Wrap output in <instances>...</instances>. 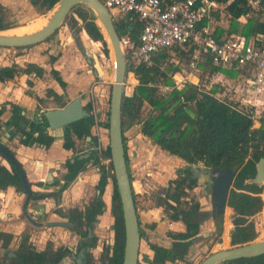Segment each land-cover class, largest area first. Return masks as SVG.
Returning a JSON list of instances; mask_svg holds the SVG:
<instances>
[{"label": "trees", "instance_id": "16d2710c", "mask_svg": "<svg viewBox=\"0 0 264 264\" xmlns=\"http://www.w3.org/2000/svg\"><path fill=\"white\" fill-rule=\"evenodd\" d=\"M56 2L57 0H28L29 5L38 15L50 11ZM257 2V6L251 8L247 5V0H221V3L225 4L224 11L228 25L225 30L215 28L213 31L215 37L223 33L240 35L244 38L264 34V0H257ZM4 14L5 8L0 5V31L14 28L5 24ZM127 17L124 15L113 23L114 31L118 38L127 35L135 41L140 25L137 22L126 21ZM214 17L217 19L216 15ZM240 17H244L245 22L238 25L237 20ZM63 24L73 35V41H77L76 36L79 37L81 33H84L91 41L92 47L98 45L102 55L107 56L106 40L104 41L95 18L85 7L73 6ZM189 54L190 52L180 51L178 47H175L153 56L150 65L133 62L128 57L124 58L125 76L130 73L137 82L131 94H122L120 101L121 138L129 182L131 185L125 154V138L123 137V129L129 126H137L139 135L148 139L160 151L179 159L186 166L200 165L208 170H233L234 176L226 199V205L231 212L230 217L232 216L230 218L232 231L228 236V245L229 247L241 246L256 239L257 232L251 218L258 214L263 206L262 189L253 185H244L243 182L253 177L255 163L264 157V117L257 119L254 124L247 112L237 109V104L219 98L217 87L213 85L198 88L184 83L173 87L171 76L176 72L184 73V71H180L177 65L170 63V57L172 55L180 60L184 59L187 66ZM53 60L52 58L50 61ZM200 67L206 68L209 74L223 73L219 67H213L207 62ZM18 74H33L40 78L43 71L32 64H25L23 68L15 65L3 67L0 68V83L9 81ZM50 74L58 87L63 89L65 85L57 77V73L50 71ZM157 85L168 86L170 89L166 94L161 95L157 92ZM107 116L108 113L102 124L105 129H107ZM92 125L91 115L68 125L64 131L62 148L64 150L73 149V137L76 140L89 137L95 146V139L89 134ZM52 140L45 132H39L35 143L47 148ZM100 156L102 161H106L105 165H99L95 151L91 152L86 159L75 155L71 158V162H65L64 184L61 189L63 190L68 183L73 181L77 174L83 171V165L91 160L92 166L98 167L99 178L95 186L97 195L84 207L83 211L71 209L65 214L59 211H55V214L67 219L69 224L76 225L75 231H79L78 236L81 239H87V230L91 229L95 223V217L102 213L103 203L100 197L109 180L111 185L110 217L113 220L110 229L113 232V245L111 248L108 246L103 248L102 258L103 264H121L124 242L123 222L111 173L107 144L100 151ZM0 158L3 159L1 156ZM194 186L195 181L186 174L169 181L167 187L159 192L149 196L143 195L145 201L151 202V207L162 208L163 212L168 214V220L179 221L184 227L183 233L168 232L166 234L171 240L168 248L147 243L148 249L152 252L150 264L184 263L187 250L197 234L199 222L206 217L204 212L198 210L195 201L183 200L185 195L183 189H192ZM7 187L14 188L17 193H22L23 190L13 168L10 167L7 170L0 166V191ZM32 194L36 195V193ZM131 194L134 208H137V196L132 193V190ZM214 224L216 236L219 237L221 215L215 216ZM153 227V224L148 226L149 229ZM261 234L262 231L260 236ZM139 237L142 238L140 231ZM224 237L226 239L225 235ZM28 238L27 235H23L17 247L12 251L13 256L0 260V264H58L69 255L66 248L57 247L53 250L51 244H47L43 251L36 252L28 242ZM0 240L3 246H6L11 237L0 233ZM94 245L95 239L90 237L88 242L80 241L77 250L82 247L91 249ZM90 262V255L86 254L85 264H91ZM223 264H264V254Z\"/></svg>", "mask_w": 264, "mask_h": 264}, {"label": "rangeland", "instance_id": "374dc122", "mask_svg": "<svg viewBox=\"0 0 264 264\" xmlns=\"http://www.w3.org/2000/svg\"><path fill=\"white\" fill-rule=\"evenodd\" d=\"M0 5L5 8V24L9 27H14L12 29H24L28 28L29 26L33 25L39 20L44 19L50 13V11L38 15L34 12L32 8L29 7L28 0H0ZM84 7V6H83ZM117 20V19H116ZM221 23L224 24L223 19H220ZM113 23H116L114 20ZM11 30V29H10ZM85 42V40H84ZM106 43V48L108 49V44ZM96 54L99 56L100 66L102 67L103 74L96 79L97 84H92L89 81L88 72L89 68L86 66L84 59L82 58L80 52L78 51L74 42L70 38L68 33L67 27L61 24V26L49 37L47 42H42L40 44L29 46L25 48H17V49H6L0 51V66L2 65H9L12 61V57H19V61L24 60L25 63H34L36 65H44L45 69L48 68L47 64L50 62L52 58L55 57L54 65L56 69L62 74L64 72L68 78L66 81L68 85L71 87H75L74 90L79 89V91H83V87L87 86L83 92H81L78 96L80 99H84V93L88 94L91 90H95L100 97L98 99L97 104L100 105L101 103V113L102 119L105 121V116L108 111V99H109V91H110V84L113 78V63L110 60V52L108 49L107 56L104 57L101 52V48L96 45L93 47ZM170 63L173 65H177L180 71L186 72V62L184 59H178L171 55ZM51 67V65H50ZM183 73V72H182ZM182 73L176 72L172 75L178 77ZM65 74H62L65 75ZM79 77V80L76 78ZM134 79L133 75L125 76L123 81V93L124 95H130L132 92L133 87L137 84L136 80L134 79L133 84L129 83V78ZM129 79V80H128ZM200 79V87H205L207 85L206 80V72L202 71L199 74ZM88 80V83H87ZM232 80V79H231ZM48 78L42 80L41 84L43 88L47 85ZM235 81V80H234ZM28 82V81H27ZM230 82V81H229ZM232 84H235V82ZM32 88L37 89L39 92L38 84H34L31 82ZM223 86V84H222ZM234 87V86H233ZM96 88V89H94ZM224 88V87H223ZM235 88V87H234ZM227 96L222 95L221 93H217L222 99H226L229 101L231 99L235 100V96H233L232 90L226 86ZM246 88L238 90L239 94L237 96V103L241 102L239 95H241ZM73 92V91H72ZM41 93V92H39ZM221 94V95H220ZM86 101V100H85ZM230 102H232L230 100ZM241 105V104H240ZM45 107L52 106L50 102L45 101ZM239 104H237V107ZM123 137L125 138V150L129 168V174L131 176V188L133 193L137 196V207H138V218L141 225L155 222L156 227L154 230V234L157 237H163L165 232L168 230L167 224L164 222L166 221L162 217V213L160 210L151 209V212H146V208H149L152 204L150 201H145L143 199V195L147 196L152 193L159 192L162 188H164L167 183L174 178L176 171L183 166L180 162H177L173 156L167 155L165 152L160 151L157 147L153 146L152 143L143 138L141 135L138 134L137 126H129L123 129ZM80 143V147H82ZM107 140H103L102 146L103 148L106 146ZM80 149V148H79ZM103 165L106 162L102 163ZM86 185V184H85ZM104 196L102 201L108 207V212L104 211V214L97 219V223L93 225L91 229V236L95 238V248L90 252L91 256V264H103V258L101 257V251L104 248L105 243L110 239V225H111V218L109 215V205H110V195H111V185L108 182L107 186L104 188L103 192ZM188 198L197 200L198 206L200 210H210L209 203H206L203 200V196L201 194V182L196 183V189L192 192H188ZM93 195L92 189L88 188L86 197L89 199ZM262 199V209L261 211L254 215L251 220L254 224L255 231L257 232V237L260 236L261 231L264 234V195L261 194ZM85 201V198H83ZM104 206L106 207V205ZM70 204L68 203V206ZM61 212L64 214L67 207L63 208ZM164 216V215H163ZM225 217V215H224ZM58 221V220H57ZM225 218V225L226 224ZM40 222V221H39ZM46 222V221H44ZM224 218H221V233L220 238L211 236L208 238H204L201 241L195 243L191 246L188 250V256L185 258L184 263L189 264H199L205 257L209 256L212 253L227 250L230 247L228 246L227 239H225L224 235L227 234V227L224 228L223 226ZM45 224V223H44ZM173 229V228H171ZM223 231V235H222ZM23 233L22 235H24ZM21 235V236H22ZM30 238H33V243L36 248L43 247L46 241H62L67 243L70 247L72 246L74 249L76 248V243L78 241L77 236L74 233L70 232H63L62 229L56 228H47L46 226L41 227L39 230H34L29 232ZM227 237V236H226ZM256 237V238H257ZM33 245V244H32ZM11 246V245H10ZM13 246L10 247V250ZM9 251V249H6ZM145 257V247L143 242H140L139 251H138V261L140 263L144 262ZM177 263V264H184ZM60 264H73L71 259L65 260ZM223 264V263H222Z\"/></svg>", "mask_w": 264, "mask_h": 264}, {"label": "crops", "instance_id": "0c3cea01", "mask_svg": "<svg viewBox=\"0 0 264 264\" xmlns=\"http://www.w3.org/2000/svg\"><path fill=\"white\" fill-rule=\"evenodd\" d=\"M29 7L32 8L30 5ZM214 15L217 16V19L214 17ZM221 18L224 22L223 25L220 24ZM244 22V17H240L237 20L238 25H241ZM227 25V15L224 9L219 12L216 11L208 22V26L210 29H212V31H214L215 28L225 30L227 28ZM223 35H225V33L219 35L218 37H221ZM1 50L3 49H0V51ZM18 59L19 57L17 56L12 57V60H14L18 65L22 66L25 61H19ZM53 59V61H50L47 64V69H45L44 65H37L43 70V75L41 78H34L33 74L29 76L19 75L10 81L0 83V105L5 104V108L2 114L0 115V142L8 147V149L13 153L14 158L21 164L22 170L25 174V178L30 184V190L36 193H51L57 191V189L63 183L62 178L65 174L64 163L70 160L73 156L82 153L90 146L89 142L86 140L78 141L72 139L74 142L73 149L64 150L62 148L63 142L61 137L54 138L50 146L47 148L35 144V139L37 135L36 131L38 127L36 121L34 122L32 118H37L43 110L59 109L63 107L64 104L68 103L70 100L74 98H80L78 95L83 92L85 88H87V86H84L82 89L83 91H79L77 87L76 90H74L75 87H71V85H68L66 81V78H68L67 75L62 72V74H65L62 76V74L58 71V69H56L54 65V63H56L55 57ZM220 69L223 71V73L216 72L213 74H209L206 68L202 69L199 65L197 71L199 85V74L202 71H205L206 80H208L207 85L216 86L217 92L227 97V91L224 88L228 86V88H230V91L232 90L233 96H235V100L231 98L229 99L232 101L233 104H236L238 101L236 94H239V92L237 91L246 88L247 71L237 67H223ZM50 71H54L57 73V77L65 85L63 89L58 87L56 81L50 74ZM87 77H89L90 81L91 76L89 73ZM45 78H48V81L46 87L43 88L41 82ZM76 80H79V77H77ZM27 81H29L30 84L31 82L34 84L37 83V86H39V92L41 93H39L37 89L32 88V85L28 86ZM232 82H235V84H232ZM207 85L205 87H207ZM53 95H55L57 98ZM242 96L243 93L239 95L240 98H242ZM259 99L261 101V104L258 107V110L263 111L264 93L259 97ZM85 100L81 99L80 103L82 106L87 104V99ZM45 101L50 102L52 106L45 107ZM10 105L18 106L24 112V116L27 118L28 122H30V126L26 127V129H24V132L22 131L23 128H20V130L16 128V126L13 124L11 119L12 112H10L9 107ZM95 115L99 118V120H102V113L99 109L95 110ZM90 134L94 136V138L96 137L95 135H97L99 137L98 139H100L101 145L103 140L106 139V136L104 135L103 131H101V129H98L97 131L92 129L90 131ZM80 143H82V147H80ZM174 159L177 162L183 164L182 161H180L179 159ZM97 180L98 175L96 174V172L89 166L85 167L84 171L80 172L77 177L64 189L61 198V202H64L63 208H72L76 206L81 207L83 204H86L93 196L92 195L89 199L86 197L88 188L92 189L93 194L96 195L94 186L96 185ZM83 198H85V201H83ZM22 201V194L17 193L12 187H7L4 190L0 191V233L9 235L11 237V240L6 244V246H3V243L0 240V258L6 254V249L10 250V247L13 245L14 247H12L10 251L14 250L18 239L23 233L29 236V232L41 229L38 225H35V223H37L38 221H57L59 219L58 216L53 213L55 211L58 199L55 200L53 198H45L39 202H29L26 206V214L30 218V221H28L21 212ZM68 203L70 204L69 206ZM62 210L64 211V209H61V211ZM150 210L151 209H148L146 210V212H151ZM229 214H225L224 212L225 217L223 216V226L225 225V218L227 220ZM147 224L144 225L146 226ZM166 224L167 228L169 229L173 228V230L182 231V226L179 223ZM226 224L229 225L228 221H226ZM224 228L227 229L228 233L229 226L225 225ZM160 238H156L153 232L145 234L146 241L156 243L163 247H167L169 243H163L164 241H161L163 239ZM29 240L32 244H34L32 237L30 238L29 236ZM143 244L145 247V256L150 259L151 252L148 251L145 242H143Z\"/></svg>", "mask_w": 264, "mask_h": 264}, {"label": "water", "instance_id": "95a60500", "mask_svg": "<svg viewBox=\"0 0 264 264\" xmlns=\"http://www.w3.org/2000/svg\"><path fill=\"white\" fill-rule=\"evenodd\" d=\"M75 5H82L95 18L96 25L109 45V52L113 61V81L110 84L108 99V116L107 129L103 130L107 140V148L109 154V162L112 169L113 180L120 204L121 217L123 222V254L121 264H137V254L139 247V234L136 213L132 201L130 182L127 174L123 144L121 138V122H120V101L123 93V81L125 78V59L119 46V38L113 27L111 15L103 7L98 0H57L46 17L47 22L39 30L22 35H4L7 30L0 31V47L1 48H23L36 45L49 38L63 23L65 17ZM76 19V18H75ZM82 39L78 38V47H83L80 53L86 62L91 66V77L99 78L102 74V67L97 61V54L92 47V43L87 39L84 33H81ZM77 37V36H76ZM79 98L70 100L63 108L46 111L43 113V121L47 135L51 138L61 137L65 127L86 117ZM89 140V138H86ZM0 155L5 159L8 166L12 167L18 175L23 189V202L21 212L24 217L30 221L26 214V206L29 201L36 202L46 197L60 198L59 192L49 194L41 193L33 195L26 181L20 163L14 159L12 154L0 144ZM186 170L191 179L204 180L203 189L210 191L211 200L214 204L212 212L208 213L211 218L214 215L222 214L225 197L233 180L234 171L231 169L208 170L203 167L187 166L182 167ZM244 185H253L262 189L264 195V157L260 158L254 165V175L252 178L246 179ZM47 227L68 228L71 226L65 223H50ZM87 249H81L74 261L75 264H84V252ZM264 254V234L263 237L258 236L255 240L236 246L227 250L218 251L205 257L199 264H222L225 262L254 258ZM12 256V254H9Z\"/></svg>", "mask_w": 264, "mask_h": 264}, {"label": "built area", "instance_id": "2783aa9c", "mask_svg": "<svg viewBox=\"0 0 264 264\" xmlns=\"http://www.w3.org/2000/svg\"><path fill=\"white\" fill-rule=\"evenodd\" d=\"M98 1L111 15L112 22L126 15V21L140 25L135 41L127 35L119 38L124 58L150 65L152 57L165 50L178 47L180 51L190 52L186 72L178 77L171 76L173 87L186 83L199 88L197 71L203 62L220 68L244 69L247 85L237 109L247 112L254 124L264 117V110H258L259 97L264 93V34L249 38L226 34L215 37L208 22L216 11L224 9L221 0ZM257 3V0H247L251 8ZM156 89L163 95L170 87L157 85ZM101 148L100 139H97L98 155ZM99 161L104 162L100 155Z\"/></svg>", "mask_w": 264, "mask_h": 264}, {"label": "flooded vegetation", "instance_id": "af4514ba", "mask_svg": "<svg viewBox=\"0 0 264 264\" xmlns=\"http://www.w3.org/2000/svg\"><path fill=\"white\" fill-rule=\"evenodd\" d=\"M69 13H70V11H69ZM68 13V14H69ZM67 14V15H68ZM73 17L75 18V16L73 15ZM66 18V17H65ZM76 20L78 21V23H80L79 22V20L76 18ZM63 24V23H62ZM64 25V24H63ZM61 26V25H60ZM68 30V29H67ZM68 33H69V31H68ZM69 35H70V38L72 39V42H74L75 43V45H76V47H77V49H78V51L80 52L81 51V49L83 50V49H85V48H83V47H78V44H77V41H78V38L80 39V37H81V39H80V41H83L84 42V40L85 39H82V36L81 35H79V37L77 36V41H73V35L72 34H70L69 33ZM49 38H47V40H48ZM43 42H47V41H43ZM91 42V41H90ZM42 43V42H41ZM38 44H40V43H38ZM37 45V44H36ZM34 46V45H33ZM23 48H25V47H23ZM0 49H4V50H6V49H9V48H1L0 47ZM10 49H17V48H10ZM81 54V53H80ZM82 56V55H81ZM82 58H83V56H82ZM84 59V58H83ZM97 61H98V63L100 64V61H99V56H98V54H97ZM84 62L86 63V66H88V68H89V74L91 75V72H92V68H91V66L86 62V60L84 59ZM25 64H32V65H35L36 67H38L36 64H34V63H23V65L22 66H20V65H18L14 60H12L11 62H10V64L9 65H4V66H0V68H3V67H10V66H12V65H15V66H17V67H20V68H23L24 67V65ZM38 68H40V67H38ZM41 69V68H40ZM42 70V69H41ZM43 71V70H42ZM19 75H25V74H18V75H16V76H19ZM29 75H32V74H28V75H26V76H29ZM16 76H14L13 78H15ZM33 77L34 78H37V77H35L34 75H33ZM12 78V79H13ZM41 78V77H40ZM11 79V80H12ZM96 79L97 78H94V77H91V79H90V82H92V84H97L96 83ZM10 81V80H9ZM5 82H7V81H5ZM3 83V82H2ZM27 84H28V86H30L31 84L29 83V81L27 82ZM84 98H87V104L86 105H83L82 107H83V109H84V111L87 113V116L86 117H88L89 115H91L92 117H93V125L91 126V128H90V130H89V134H90V131L92 130V129H94L95 131H97L98 129H101V131H103L105 128H104V126L102 125L105 121H103V119L102 120H99V118L95 115V110L96 109H99L100 111L102 110V108H101V103H99L100 105H98L97 104V102H98V94L97 93H95V90H91V92H89L88 94H85L84 93ZM79 100L81 101V99L79 98ZM67 104V103H66ZM66 104H64V106L66 105ZM63 106V107H64ZM10 107V112H12V116H11V119H12V122H13V124L16 126V128H18V129H20V128H23V132H24V129H26V127H28V126H30V122H28V120H27V118L24 116V112L18 107V106H16V105H10L9 106ZM63 107H61V108H63ZM4 108H5V104H1L0 105V111H1V114H2V112H3V110H4ZM61 108H59V109H61ZM16 109V110H15ZM55 110V109H54ZM46 111H52V110H43L42 111V113L41 114H39L38 115V117L36 118H32V120L35 122L36 121V124H37V131H36V133H37V135H38V133L39 132H45L46 133V135H47V132H46V130L44 129L45 128V123H44V121H43V113L44 112H46ZM0 114V115H1ZM85 118V117H84ZM105 120H106V116H105ZM66 128V127H65ZM21 130V129H20ZM64 131H65V129H64ZM97 133V132H96ZM37 135H36V137H37ZM63 135H64V132H63ZM63 135L61 136V138H62V142H63ZM48 136V135H47ZM90 136L92 137V138H94V136H92L91 134H90ZM96 137L94 138L95 139V142H96V145L94 146V143L92 142V141H90V138L89 137H86V138H89V140H87L86 138L85 139H82V140H78V141H84V140H86V141H88L89 142V148L88 149H86L85 151H83L82 153H80V154H77L78 156L80 155V158H82V159H86L87 158V156H89V154L91 153V152H93V151H95V153L97 154V156H98V160H99V155H98V152H97V139L99 138L97 135H95ZM55 138H58V136L57 137H55ZM53 139V138H52ZM72 139H75L74 137L72 138ZM76 140V139H75ZM0 144L1 145H3L11 154H12V156L14 157V155H13V153L8 149V147L6 146V145H4L3 143H1L0 142ZM36 144V143H35ZM101 145V144H100ZM39 146V145H38ZM102 146V145H101ZM45 148V147H44ZM103 149V146H102V148H101V150ZM83 153H85V154H83ZM125 154H126V150H125ZM85 155V156H84ZM1 156V155H0ZM2 157V156H1ZM127 157V156H126ZM3 158V157H2ZM15 159V158H14ZM16 160V159H15ZM17 161V160H16ZM68 161H70L71 162V159L70 160H68ZM104 162H106V161H104ZM183 163V162H182ZM65 164V163H64ZM126 164V163H125ZM99 165H101V162L99 161ZM0 166H2V167H4L5 169H7V170H9L10 169V166H8V163H6V161H5V159L3 158V159H1L0 158ZM20 166H21V164H20ZM87 166H89V167H91L95 172H96V174L98 175V167L97 166H92V161L91 160H88V162H86L84 165H83V171H84V169H85V167H87ZM182 167H187L184 163H183V166ZM182 167H180L177 171H176V174H175V176H174V178L173 179H175L177 176H184V175H188L189 176V178L191 179V177H190V174L186 171V170H182ZM189 167V166H188ZM194 167H201L200 165H196V166H194ZM21 168H22V166H21ZM65 169V168H64ZM127 169V168H126ZM128 171H129V168H128ZM82 172V171H81ZM23 173H24V171H23ZM80 173V172H79ZM78 173V174H79ZM77 174V175H78ZM25 175V174H24ZM234 176V175H233ZM77 177V176H76ZM75 177V178H76ZM131 177V176H130ZM74 178V179H75ZM98 178H99V175H98ZM173 179H171L170 181H172ZM62 180H63V178H62ZM192 180H194L195 181V186L192 188V189H183V193L185 194L184 195V198H183V200H185V201H195L196 203H197V205H198V202H197V200H194V199H190V198H188V192H192L194 189H196V183L197 182H201V194H202V196H203V200L206 202V203H209V207H210V210H200L199 209V206H198V210L200 211V212H204L205 214H206V217L204 218V219H202L200 222H199V225H198V231H197V234L194 236V238H193V240H192V244L189 246V248L191 247V246H193L195 243H197V242H199V241H201L202 239H204V238H208V237H211V236H215V237H218V236H216V230H215V224H214V220H215V216H216V214L214 215V217L213 218H211V216L210 215H208V213H210V212H212V210L214 209V204H213V201L211 200V194H210V191H209V187L207 188V190H204L203 189V183H204V180H197V179H192ZM27 181V180H26ZM98 181V180H97ZM72 182V181H71ZM70 182V183H71ZM108 182H110L109 180H108ZM70 183H68V184H70ZM63 184H64V180H63V183H62V185L57 189V191L59 192V195H60V198L58 199V202L56 203V207H55V211H59L60 213H62L61 212V209H63V207H64V202L62 201L61 202V198H62V193H63V191H64V189L67 187H65L63 190L61 189V187L63 186ZM97 184V183H96ZM108 184V183H107ZM168 184V183H167ZM96 186V185H95ZM95 186H94V190H95ZM107 186V185H106ZM29 187H30V184H29ZM167 187V185L164 187V188H166ZM105 188V187H104ZM130 188H131V185H130ZM230 188H231V185H230ZM230 188L228 189V191L230 190ZM163 189V188H162ZM131 190H132V188H131ZM96 191V190H95ZM228 191H227V194H226V197H225V202H224V207H223V210H222V214H220L221 215V218L224 216V212H225V214L227 213V214H229V213H231L230 212V210L228 209V206L226 205V199H227V195H228ZM56 192V191H55ZM103 192H104V190H103ZM32 193H36V192H32ZM52 193V192H51ZM132 193H133V191H132ZM19 194H22V196H23V190H22V193H19ZM41 194V192H37L36 193V195H40ZM44 194H49V193H44ZM96 195H97V192L95 193ZM134 194V193H133ZM96 195H94L93 194V196L91 197V199L86 203V204H83L81 207H72V208H67L66 209V211H65V213L68 211V210H71V209H77L78 211H83V209H84V207L85 206H87L88 205V203L89 202H91V200L96 196ZM135 195V194H134ZM35 196V195H34ZM103 196H104V194L102 193V195H101V201H102V199H103ZM147 196H149V195H147ZM24 198V197H23ZM46 198H53V199H57V197H46ZM43 199H45V198H42V199H40V200H38V202L39 201H42ZM147 202H148V200H146ZM23 202V201H22ZM29 202H32V201H29ZM28 202V203H29ZM37 202V201H36ZM104 202V200L102 201V203ZM27 203V204H28ZM104 204L105 203H103V208H102V213L99 215V216H96L95 217V223H97V219L99 218V217H101L103 214H104V211L105 212H108V207H107V205H106V207L104 206ZM135 209V213H136V218H137V224H138V234H139V231L141 232V234H142V238H140L139 237V245H140V242H145V245H146V247H147V243H151V244H156V243H153V242H148V241H146L145 240V234L146 233H151V232H153L154 233V230H155V227H156V223L155 222H150L149 224H147L146 226L144 225V226H141V224H140V222H139V220H138V214H137V211H138V207L137 208H134ZM148 209H156V210H160V212L164 215H162V217H163V219H165L166 221H164L165 223H168V224H170V223H179V224H181V226H182V231H176V230H173V229H169L168 228V230L165 232V235H163V237H157V238H160V239H163V240H161V241H164L163 243H169V245L167 246V247H164V248H168L169 246H170V243H171V240L166 236V234L168 233V232H172V233H183L184 232V227H183V225H182V223L181 222H179V221H170V220H168V218H167V215L168 214H165L164 212H163V210H162V208H156V207H149V208H146V210H148ZM54 211V210H53ZM55 211L53 212L54 214H55ZM64 213V214H65ZM63 214V213H62ZM109 215H110V205H109ZM58 216V215H57ZM232 217V216H231ZM230 214H229V216L227 217V221H228V223H229V231H228V233H226L227 235V237H226V239H227V242H228V236H229V234L231 233V231H232V227H231V224H230ZM58 221H46V222H44V221H38L37 223H35V225H38L40 228L41 227H43V226H46L47 227V225L48 224H50V223H55V222H60V223H65V224H68V225H70L71 226V228L70 229H68V228H60V227H47V228H56V229H62V231L63 232H70V233H74L76 236H77V238H78V241H77V243H76V248L74 249L72 246L70 247L67 243H64V242H62V241H55V242H53V241H46L45 242V244L43 245V247L41 248V247H39V248H36L35 247V245L33 244L32 245V243L30 242V240H29V238H28V242L32 245V247L34 248V250L36 251V252H41V251H43L45 248H46V246H47V244H51L52 245V249L53 250H55L57 247H63V248H66L67 250H68V252H69V255L67 256V257H65L64 259H62L58 264H60V263H62V262H65V260H67L68 258L69 259H71L72 260V262H73V264H75V261H74V259H75V257H76V255H77V253L81 250V249H87L85 252H84V264H85V256H86V254H89L90 255V252L95 248V245H94V247L93 248H88V247H82V248H80V249H78L77 250V248L79 247L78 245H79V243H80V241H82V242H88L89 241V239H90V237H93V236H91V229H92V227H93V225H95V223H93V225H92V227H91V229H88L87 230V239H81L79 236H78V232L79 231H75V228H76V225H74V224H69L68 223V221H67V219H65V218H60L59 216H58ZM111 218V217H110ZM30 219V218H29ZM29 221V220H28ZM32 223H33V221H32ZM45 223V224H44ZM112 223H113V220H112V218H111V225H110V227H109V229L111 228V226H112ZM151 224H153L154 225V227H153V229H149L148 228V226L149 225H151ZM110 232H111V237H110V239H108V241L105 243V245H104V247H109V248H111V246L113 245V232H112V230L110 229ZM25 235V234H24ZM23 236V235H22ZM21 236V237H22ZM28 236V235H27ZM220 236V235H219ZM20 237V238H21ZM29 237V236H28ZM19 238V239H20ZM94 238V237H93ZM220 238V237H219ZM19 239H18V241H19ZM95 239V238H94ZM17 244H18V242H17ZM17 244H16V247H17ZM156 245H158V244H156ZM159 246H161V245H159ZM229 246V245H228ZM15 247V248H16ZM161 247H163V246H161ZM236 247V246H235ZM14 248V249H15ZM189 248H188V250H189ZM230 248H233V247H230ZM229 248V249H230ZM147 249H148V247H147ZM188 250H187V253H186V255H185V257H184V260H185V258L188 256ZM138 251H139V247H138ZM148 251L149 252H151L149 249H148ZM9 254H12V256H13V253H12V251H6V254L3 256V257H1L0 258V260H3L4 258L5 259H7V258H9V257H12V256H10ZM101 257H102V254H103V250L101 251ZM90 258H91V256H90ZM151 258H152V252H151ZM151 258L150 259H148L146 256L144 257V262H142V263H140L139 261H138V254H137V263H140V264H150V261H151ZM178 263H180V262H178ZM182 263V262H181ZM164 264H177V263H169V262H165ZM187 264H189V263H187Z\"/></svg>", "mask_w": 264, "mask_h": 264}, {"label": "bare ground", "instance_id": "6f19581e", "mask_svg": "<svg viewBox=\"0 0 264 264\" xmlns=\"http://www.w3.org/2000/svg\"><path fill=\"white\" fill-rule=\"evenodd\" d=\"M46 22H47V19L45 17L44 19L37 21L36 23H34L33 25L29 26L28 28H24V29H19L18 28V29H13V30H10L9 29V30H7L4 33V35H22V34H29V33H32V32H35V31L39 30L41 27H43L45 25ZM105 40H106V38H105ZM108 48H109V45H108ZM109 55H110V60L112 61V55H111V53ZM112 63H113V61H112ZM128 75L129 76H132V74H128ZM129 79H128L129 80V83H131V84L135 83L134 80L131 77ZM112 81H113V78H112ZM260 237H263V235L261 234Z\"/></svg>", "mask_w": 264, "mask_h": 264}]
</instances>
